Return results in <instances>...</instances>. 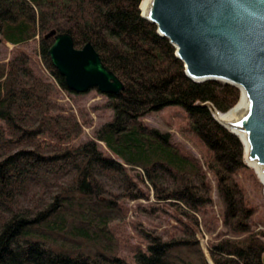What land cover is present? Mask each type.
Masks as SVG:
<instances>
[{"label":"trees","instance_id":"obj_1","mask_svg":"<svg viewBox=\"0 0 264 264\" xmlns=\"http://www.w3.org/2000/svg\"><path fill=\"white\" fill-rule=\"evenodd\" d=\"M141 3L0 0V58L4 43L32 46L59 87L82 97L53 67V38L45 37L69 33L76 48L91 43L125 85L108 96L112 116L94 128L90 112L61 103L27 52L0 60V264H264V216L256 220L240 179L254 171L241 141L205 106L226 113L241 93L190 80L175 48L141 16ZM170 106L185 109L180 132L201 158L145 121ZM152 197L155 204L137 211L163 217L161 231L135 244L130 204ZM201 229L211 237L208 253Z\"/></svg>","mask_w":264,"mask_h":264},{"label":"water","instance_id":"obj_2","mask_svg":"<svg viewBox=\"0 0 264 264\" xmlns=\"http://www.w3.org/2000/svg\"><path fill=\"white\" fill-rule=\"evenodd\" d=\"M140 10L175 48L190 80L239 89L244 102L224 117H216L213 104L205 106L241 141L245 164L257 166L264 186V0H143ZM45 37L53 38L51 63L71 92L118 96L125 90L91 43L76 48L69 33L55 30Z\"/></svg>","mask_w":264,"mask_h":264},{"label":"rangeland","instance_id":"obj_3","mask_svg":"<svg viewBox=\"0 0 264 264\" xmlns=\"http://www.w3.org/2000/svg\"><path fill=\"white\" fill-rule=\"evenodd\" d=\"M31 48L32 46L18 47L4 43V52L0 60L9 59L11 55L15 52H27L37 62L39 69L44 73V75L47 76L49 80L56 85L59 100L69 111L78 114V109L80 106V108H83L90 112V118L93 121L94 128L99 127L101 124L108 121V119L113 114L112 111L106 110L105 108L106 103L108 101V96L101 94L97 90H91L82 97H73L72 95H69V93L59 87V85L54 80L53 76L45 69L40 57L36 55ZM145 121L153 128H156L163 133H168L174 142L184 145L196 157L201 158L202 154L198 150L195 143L180 132V128L186 126L188 122L187 114L184 108L179 106H170L159 112L154 113L153 115L146 117ZM91 135L92 129L85 128L84 138L86 139ZM248 168L254 171V169L250 167ZM240 179L243 185L247 188V192L251 197L254 205L258 207L259 212L255 218L257 221L260 222L264 216V186L261 184L260 179L258 178L255 171L254 173H244ZM213 197L215 204H217L215 206V213L221 214L222 209L219 204V199L216 190L214 191ZM155 203L156 199L152 197L149 202L143 201L141 203L134 202L130 204L132 210L127 223V235L130 234L131 238L134 239L133 242L135 244H142L143 238H145V235H150V230H152V228H159V231H161L160 224L164 221L163 217L148 215L137 211L139 204L147 206V204ZM172 222L173 224H175L174 220L171 221V223ZM134 224L139 226L134 227ZM223 229L222 227H219V230ZM259 229L260 228H258V230ZM198 236L201 240V244L203 245L204 251L208 253L207 246L209 244L208 242L210 236L205 234L203 231ZM123 256L129 257V255L125 253L123 254Z\"/></svg>","mask_w":264,"mask_h":264},{"label":"bare ground","instance_id":"obj_4","mask_svg":"<svg viewBox=\"0 0 264 264\" xmlns=\"http://www.w3.org/2000/svg\"><path fill=\"white\" fill-rule=\"evenodd\" d=\"M142 1H143V0H142ZM144 2H145V4H146L147 0H144ZM243 102H244V98L242 97V99H241V95H240V101L238 102L239 105H240L241 103H243ZM237 105H238V104H237ZM237 105H236V106H237ZM239 105H238V106H239ZM236 106H235V107H236ZM238 106H237V107H238ZM235 107H234V108H235ZM237 107H236V108H237ZM234 108H232L231 110L234 111V110L236 109V108H235V109H234ZM229 111H230V110H229ZM229 111H228V112H229ZM232 111H231V113H232ZM226 113H227V112H226ZM223 115H224V114H223L222 112H219L218 115H216V117H217L218 119H220V118L224 117ZM225 115H226V114H225ZM225 117H226V116H225ZM250 165L252 166V169H254V171L257 173V176H260V173H259V170H258L257 166H256L255 164H253V163H251Z\"/></svg>","mask_w":264,"mask_h":264}]
</instances>
